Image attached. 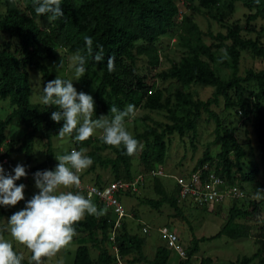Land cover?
Returning a JSON list of instances; mask_svg holds the SVG:
<instances>
[{
  "label": "rangeland",
  "instance_id": "rangeland-1",
  "mask_svg": "<svg viewBox=\"0 0 264 264\" xmlns=\"http://www.w3.org/2000/svg\"><path fill=\"white\" fill-rule=\"evenodd\" d=\"M78 2V0H75ZM178 9V17L176 24L177 31L173 35H165L160 38L158 44L153 48H149V54H138L136 58L137 72L144 78H152V87H149L150 93L160 92V103L167 102L168 108L173 112L175 117L181 118L184 122L185 110L187 107L182 105L180 100L176 98V93L188 95L192 100H206L211 96L212 87L203 86L198 83L182 85L174 79H162L159 75L166 72L172 65L176 64L179 58L187 53L186 47L183 45L184 40H180L179 36L192 40L194 34L186 30L187 23L180 24L182 17L186 16L187 20L194 24L201 32L200 41L206 46H212L217 43L211 36L217 33L224 34L227 28L233 26L239 27V35L243 38H257L261 45L264 46V21L256 18L254 21L246 22V16L252 12L245 6L246 0H218V3L210 8H201L197 6V2H189L188 0H172ZM9 7H16L22 14L32 16L36 26L45 31L50 30L51 22L46 15H38L35 11L34 0H0V15L4 14ZM190 24V23H189ZM229 45L230 42H224ZM0 45L7 47L10 52L18 50V46L14 41L6 35L0 37ZM57 57L52 60L42 61L46 67L50 79H43L39 73L33 70L26 69L27 81L29 87L28 102L38 105L41 108H49L58 111L56 105L45 106L41 102L43 94V86L50 80L58 77L61 79L71 80L74 88L77 90L80 86V80H76L74 69L71 63V57L77 53H70L67 47L61 43H57L55 48ZM18 58L20 56L16 55ZM150 56H155L152 60ZM201 59L207 61L214 70L215 74L221 79L226 80L230 77V69L225 65L229 63V58L223 48H210V56ZM63 61L62 68H56L60 61ZM224 61L225 63H223ZM264 68V63L253 57L248 51H239L237 73L236 76L242 78L245 71H258ZM100 71L96 68L90 73L91 85L86 94L93 97V93L100 79ZM243 93L242 99L251 105L253 96L257 91V87L253 82L242 84ZM149 93V94H150ZM147 94V92H146ZM229 100L232 105L225 108L224 102L219 98L217 105L209 107L210 112L218 119L220 124L224 126L233 138L237 145L243 151V157L238 164L234 163L233 154L230 152L227 159L231 162L229 171V179H223L226 187L232 185L238 186L243 192V197L240 199L226 198L218 204H211L202 208H194L185 203L176 201V206L180 210L182 217L175 214L174 210L166 203L158 208H152L145 204V200L150 199L157 201L160 199L158 191L163 192L166 197H175L176 191L174 182L170 178L180 174L188 173L196 164L197 160L202 157L203 152L208 149L210 160L206 165L210 170L219 172L221 162L217 155L220 152V144L213 143L214 140V121L213 118L205 112H200L199 116L194 120L193 129L189 130L185 126L182 127V135L179 136L174 132L165 137L166 152L161 164H157L151 160L149 156V145L152 137L147 136L146 141L138 140V147L134 154L130 155L128 164V174L124 172L122 165H118L116 170L117 180L132 181L137 176L143 177V184L139 187L136 193L130 194L125 192L120 197V204L125 211V216L122 220L125 230L130 235H136L144 239L142 253L147 260H151L155 249L162 246L163 241L158 234L161 227L165 226L175 232L179 242L186 254L190 248L191 237L208 238L218 232L225 224L228 218V210L234 206L240 211L249 212L248 217H236L232 220L231 225L225 234L220 237L210 240H204L198 243V250L189 259V264H199V260L203 258L209 259L211 264H227L242 256H250L254 253L258 257L264 259V182L260 174L259 150L258 145L252 130L251 115L244 116L242 111L237 106V98L232 91L228 92ZM144 99L135 106V114L133 117L125 119V128L134 137L138 134H143L149 130L159 133L165 126H169L173 121L169 118L168 113L164 108H145L143 107ZM129 104L123 106L122 110L126 109ZM264 110V98L261 101ZM13 109L10 106L8 99H0V120L11 112ZM185 114V115H184ZM94 115L92 119H97ZM109 118L112 116L107 115ZM179 124V123H178ZM79 126V125H78ZM25 126H17L10 124L3 131V138L0 141V153L6 155L8 166L11 169V175H14L12 166L23 163V153L18 151L23 141L24 135L28 132ZM101 130L94 131L91 136V142L81 147L85 155L95 154L100 159H112L114 154L106 147V144L101 140ZM74 139L65 136L59 137L58 133H51L50 136V155L51 160L47 166L38 169V165L46 159L45 138L42 132H37L29 146V165L25 168L27 175L15 181L18 186L24 184V199L38 193L35 188L34 178L32 177L35 171L54 170L59 163L55 158L60 155L68 154L73 149ZM147 150L145 161L140 158L143 150ZM78 150V151H79ZM161 169L164 174L162 177H148V172L153 168ZM32 168H36L31 171ZM258 172L253 182H246L242 177L251 170ZM113 172L109 169H103L98 166L93 168L88 167L83 170L82 181L86 184L104 185L114 181ZM61 191H72L79 193L81 191L76 187L61 189ZM94 202V201H93ZM24 201H20L15 206H0L1 208H13L17 211L23 209ZM98 207V204L94 202ZM255 207L254 210L252 208ZM103 214L107 215L105 210ZM7 218H0V225L5 224ZM146 228L147 233L142 234L141 229ZM4 238L13 243V250L20 255H28L30 252L25 246L12 241L9 233L5 232ZM96 240H99L100 235L96 231ZM84 245L88 250V255L92 260V264L96 262L97 251L91 246L85 232H76L70 244L61 249L55 256L42 258L41 264H72L76 246ZM103 248L111 258L113 257V247L104 239ZM26 257V256H25ZM129 264H144L135 262L136 255L128 254L122 256ZM173 250H169L167 264H177L178 261H184ZM44 260V261H43ZM33 262V261H32ZM257 259H254L250 264H256ZM35 264V262H33Z\"/></svg>",
  "mask_w": 264,
  "mask_h": 264
},
{
  "label": "trees",
  "instance_id": "trees-1",
  "mask_svg": "<svg viewBox=\"0 0 264 264\" xmlns=\"http://www.w3.org/2000/svg\"><path fill=\"white\" fill-rule=\"evenodd\" d=\"M188 1L197 2V6L201 8H210L218 3V0ZM245 6L252 12L246 16L247 23L254 21L256 18L264 21V0H246ZM61 8L64 15L52 20V25L48 31L37 27L32 16L22 14L16 7H9L4 14L0 15V37L6 35L18 46V50L10 52L7 47L0 45V99H8L10 106L13 107L11 112L0 120V141L3 138L5 127L10 124L25 126L29 129L23 137L20 148H18V151L23 153L24 159L23 163L19 165L25 168L28 167L30 160L29 146L37 132H42L46 146V159L37 166L38 169L47 166L51 160L50 136L51 133H58L63 121L56 123L50 119L51 112L55 111L54 109L49 108L47 110V108H41L28 102L29 87L26 69L36 71L43 79H50L42 61L55 59L57 57L56 45L61 43L67 47L68 52H79L86 57V73L79 78L78 93H87L91 85L90 73L92 69L96 68L101 72L99 82L93 93L95 116L98 117L100 114L110 115L109 109L112 106L122 110L126 104L135 105L143 99V107L145 108L165 109L169 118L173 121L171 125L165 126L159 133L149 130L134 136L137 141H146L147 136L152 137L149 145V156L157 164H161L165 156V137L174 132L181 136L182 127L184 126L192 130L194 120L202 111L213 118L215 124L213 143L220 144V152L217 157L221 162V167L219 172L217 170L213 172L222 179H229L231 162L228 161L227 155L232 152L234 163L238 164L243 157V151L237 145L229 130L222 126L214 114L210 112L209 107L217 105L219 98L223 100L225 108L230 107L232 103L229 100L228 92L232 91L237 98L239 110L242 111L244 116L251 115L252 130L259 150L260 174L264 182V110L261 105L264 98V68L258 71L247 70L242 78L236 76L239 51L246 50L264 63V46L257 38H243L239 35V27L233 26L227 28L224 34L217 33L214 36L209 34L217 43L206 46L200 41L201 32L197 27L189 22L186 16L182 17L180 24L183 27L187 23L186 30L192 32L194 38L190 40L179 36L180 40H184L183 45L186 47L187 53L182 55L176 64L159 76L162 79H174L182 85L198 83L213 88L211 96L204 101L192 100L188 95L176 93V98L180 100L182 105L187 107L185 110L186 115L184 114L185 121L183 122L181 118L174 116L168 108L167 102L160 103V92L146 94L147 91H150L148 88L152 87V78H144L136 69L138 54H149V48H153L158 44L162 36L172 35L178 27H181L176 24L178 9L172 0H78V2L75 0H61ZM43 15L48 16V14ZM85 37H91L93 40L92 54L87 52ZM226 41H229L230 44L225 45L224 42ZM101 46L104 60L97 63L93 59V55L100 50ZM211 47L223 48L229 58V63L222 61L230 69V77L226 80H221L209 63L201 59V56L205 58L210 56ZM17 54L20 58L16 56ZM108 57L115 58V70L112 72L107 69ZM150 58L154 60L155 56H150ZM246 82H253L257 87L249 108L241 97L243 93L242 84ZM74 136L75 132L71 138L74 139ZM90 142L91 137L83 142L74 140L73 148L79 150ZM106 147L111 150L114 157L112 159H100L97 155L91 153L88 155L93 160L91 168L94 166L103 169L109 168L116 177L114 178V181H116L118 179L116 175L118 165H122L124 172L128 174L127 161L130 155L126 153L122 145L119 147L106 145ZM146 155L147 150L145 149L140 154L143 162ZM209 160L208 149H206L191 170L200 167ZM14 167L12 166V169ZM35 169L32 168L31 171ZM207 169L209 168L207 167ZM257 174L258 172L253 169L245 174L242 180L253 182ZM93 185L102 186L99 184ZM158 194L160 195L159 200L147 199L144 201L145 204L156 209L162 203H166L177 216L182 217L176 206V194L174 198L166 197L161 191H158ZM120 197L121 195L119 200ZM23 201L22 207L25 206L28 200L24 199ZM92 201L98 204V209H103L98 201ZM254 209L255 207L252 208V210ZM16 211L13 208H1L0 218L8 219ZM249 215V212L240 211L231 206L228 210V218L218 232L208 238L201 237L197 239L192 236L190 248L185 254L184 261H178L177 264H189V259L198 250L199 242L220 237L227 232L234 218L248 217ZM110 218L108 213L98 217L85 214L83 219L74 224L75 232H85L91 246L96 249V262L98 264H112L111 256L102 246L111 228ZM96 231L100 235L99 240H96ZM114 244L121 258L132 253L136 255L135 262L167 264L169 249L162 244V246L155 249L152 259L147 260L142 253L144 239L128 234L123 222L115 232ZM254 259H257L256 264H264V259L258 257L257 253L248 257L242 256L227 264H250ZM123 260L126 262L125 259ZM211 263L207 258L199 260V264ZM21 264L34 263L30 258L28 261L23 259ZM72 264H92L88 250L84 245H79L75 249Z\"/></svg>",
  "mask_w": 264,
  "mask_h": 264
},
{
  "label": "clouds",
  "instance_id": "clouds-1",
  "mask_svg": "<svg viewBox=\"0 0 264 264\" xmlns=\"http://www.w3.org/2000/svg\"><path fill=\"white\" fill-rule=\"evenodd\" d=\"M38 15L48 14V19H58L64 15L61 0H34ZM87 52L93 53V40L85 37ZM93 59L100 63L104 60L103 48L95 52ZM76 80L86 73V57L79 52L71 57ZM115 58L108 57L107 69L114 71ZM61 60L56 68H62ZM41 102L45 106L56 105L60 110L52 111L50 119L59 123V137H71L83 142L88 140L96 130H101V140L109 146H123L128 155L135 153L138 141L125 128V119L133 117L135 106L129 104L126 109L119 110L112 106L109 118L101 116L92 119L95 111L93 97L84 92H77L71 80L54 78L43 86ZM79 125V126H78ZM59 163L54 170L37 171L33 174L35 188L38 193L29 199L24 208L13 213L5 224L0 225V264H21L23 256L13 250V243L4 238L10 234L12 241L25 246L31 252V260L41 264L42 258L53 257L61 249L67 247L76 235L74 224L84 218L85 214L99 216L92 200L79 193L61 191L73 186L79 188L81 180L78 173L93 164V160L85 155L83 149H73L70 153L57 156ZM14 175H6L0 166V206H15L24 200V184L16 185L15 181L27 175L25 167L17 164Z\"/></svg>",
  "mask_w": 264,
  "mask_h": 264
},
{
  "label": "built area",
  "instance_id": "built-area-1",
  "mask_svg": "<svg viewBox=\"0 0 264 264\" xmlns=\"http://www.w3.org/2000/svg\"><path fill=\"white\" fill-rule=\"evenodd\" d=\"M149 93L150 91H147V94ZM72 150H70V152ZM0 166L3 167L6 175H11V169L8 167L7 157L1 153ZM35 172H33V174ZM82 174L83 171L78 173L81 185L77 189L80 190L82 195L86 198L98 201L103 209L110 215L111 228L107 234V241L113 245L115 232L120 228L125 216V211L120 204L119 196L125 192L130 194L136 193L137 189L142 186L144 179L142 176H137L132 181L126 182L116 180L98 187L93 184L84 183L82 181ZM163 175L161 169L157 167L151 169L147 174L148 177L157 178L162 177ZM170 178L174 182L177 202L185 203L194 208H202L211 204H218L223 202L226 198L240 199L243 197V192L238 186L232 185L226 187L223 179L212 170L207 169V166L204 164L194 170H190L188 173L171 176ZM141 233L146 234L147 229L142 228ZM158 234L163 241V245L167 249L173 250L180 258L185 257L184 250L175 232L163 226L159 229ZM113 252L112 264H127L120 257L117 248L113 247Z\"/></svg>",
  "mask_w": 264,
  "mask_h": 264
},
{
  "label": "crops",
  "instance_id": "crops-1",
  "mask_svg": "<svg viewBox=\"0 0 264 264\" xmlns=\"http://www.w3.org/2000/svg\"><path fill=\"white\" fill-rule=\"evenodd\" d=\"M161 246V245H160ZM78 246H76V248H77ZM75 248V249H76ZM16 252V251H15ZM18 255H20V253L18 252ZM21 256H23V259L24 260H26V261H28V260H30V258H31V252H29L28 253V255H21ZM26 256V257H25ZM97 256V255H96ZM45 259V258H44ZM44 261V260H43Z\"/></svg>",
  "mask_w": 264,
  "mask_h": 264
}]
</instances>
